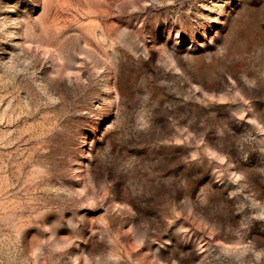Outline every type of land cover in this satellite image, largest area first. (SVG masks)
Returning a JSON list of instances; mask_svg holds the SVG:
<instances>
[{
    "label": "rangeland",
    "instance_id": "1",
    "mask_svg": "<svg viewBox=\"0 0 264 264\" xmlns=\"http://www.w3.org/2000/svg\"><path fill=\"white\" fill-rule=\"evenodd\" d=\"M0 264H264V0H0Z\"/></svg>",
    "mask_w": 264,
    "mask_h": 264
}]
</instances>
